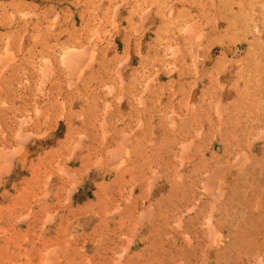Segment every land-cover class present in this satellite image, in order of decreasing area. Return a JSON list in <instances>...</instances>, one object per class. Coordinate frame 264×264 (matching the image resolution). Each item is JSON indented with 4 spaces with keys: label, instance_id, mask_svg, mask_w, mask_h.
I'll use <instances>...</instances> for the list:
<instances>
[{
    "label": "rangeland",
    "instance_id": "obj_1",
    "mask_svg": "<svg viewBox=\"0 0 264 264\" xmlns=\"http://www.w3.org/2000/svg\"><path fill=\"white\" fill-rule=\"evenodd\" d=\"M0 264H264V0H0Z\"/></svg>",
    "mask_w": 264,
    "mask_h": 264
}]
</instances>
